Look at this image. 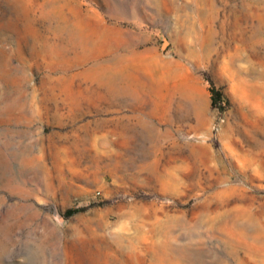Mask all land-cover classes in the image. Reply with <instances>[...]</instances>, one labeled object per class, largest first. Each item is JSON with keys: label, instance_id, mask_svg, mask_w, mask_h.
Wrapping results in <instances>:
<instances>
[{"label": "rangeland", "instance_id": "1", "mask_svg": "<svg viewBox=\"0 0 264 264\" xmlns=\"http://www.w3.org/2000/svg\"><path fill=\"white\" fill-rule=\"evenodd\" d=\"M0 264H264V0H0Z\"/></svg>", "mask_w": 264, "mask_h": 264}, {"label": "trees", "instance_id": "2", "mask_svg": "<svg viewBox=\"0 0 264 264\" xmlns=\"http://www.w3.org/2000/svg\"><path fill=\"white\" fill-rule=\"evenodd\" d=\"M207 82L209 83V92L211 98V105L213 108L217 109L220 113H222L225 109L223 106V94L219 89L216 88L214 83L207 78ZM86 210V208H71L68 209L65 213V217H71L76 214L82 213Z\"/></svg>", "mask_w": 264, "mask_h": 264}]
</instances>
